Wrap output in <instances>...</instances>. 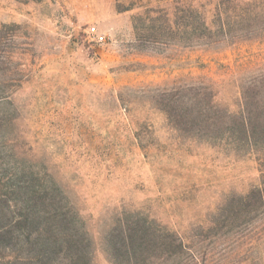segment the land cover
I'll return each instance as SVG.
<instances>
[{"label": "rangeland", "instance_id": "1", "mask_svg": "<svg viewBox=\"0 0 264 264\" xmlns=\"http://www.w3.org/2000/svg\"><path fill=\"white\" fill-rule=\"evenodd\" d=\"M189 7L264 33V0H0V264H119L109 238L144 217L206 255L150 248L144 264H264L248 198L264 152L180 134L165 110L192 99L241 115L245 95L264 107V34L204 46L185 32ZM47 225L87 241L48 249Z\"/></svg>", "mask_w": 264, "mask_h": 264}, {"label": "trees", "instance_id": "2", "mask_svg": "<svg viewBox=\"0 0 264 264\" xmlns=\"http://www.w3.org/2000/svg\"><path fill=\"white\" fill-rule=\"evenodd\" d=\"M183 12L185 14L184 17L189 20L186 24H183L188 38L193 34L195 35L196 30L200 29V35L198 36L199 42L207 47L217 48L221 47L226 42L253 40L264 34L249 29H238V31H236L237 33H232L231 31L226 32L228 24L223 21V12L220 9H217L215 19H210L206 11H195L192 10L191 7L183 9ZM195 12H197V19L199 20L200 27H196L191 21L195 19ZM177 15L178 14L175 13L173 17L176 18ZM162 19L170 21L171 15L169 13H164L156 18V20ZM174 28H176V26L172 25V33H175V31H173ZM221 37H223V39H221ZM244 98L245 110L241 115L232 116L231 114H226L225 116H217L216 113L212 115L214 110L212 106H206L204 108L199 107L200 103L192 99L184 103V107L169 103L166 105L165 110L180 134L184 133L191 138L205 140L211 145L217 142L226 143L236 152H240L242 148H246V150H248L247 152L251 154L258 153L259 149L261 152H264V107H257L254 109L250 97L245 95ZM179 108L182 109L180 110ZM210 128H213L212 133H206V130ZM194 129L197 130L196 133H192ZM248 198L252 199L250 201L252 203L251 205L256 207L253 209L254 212L264 211V186L253 190L248 195ZM48 214L50 215V212ZM64 215V213L58 215L51 214V218H59L63 221H67L68 218H63ZM25 220L29 222V218H25ZM57 232L58 229H54L48 225L39 232V237H47L45 240L48 241V243H44V246H47L48 249H53L55 247L54 245H56L57 247L55 248L70 251L72 248H78L81 243L87 241V239L81 237L78 232ZM58 234L61 236L58 237ZM24 236H26L27 241H31L32 233ZM109 241H111L110 244L112 245V251L110 253L112 258L115 260L117 258H122L119 259V264H144L141 260V256H145L146 250L150 248L164 250L167 253L168 259L187 255L188 259L191 258L196 263L202 258L203 262L206 263V255H200L195 245H190L181 235L162 227L148 217L137 218L125 224L123 223V225H120L117 233H112ZM57 242H60V247L65 249L59 248ZM47 247L44 249L45 258L43 259L45 260L50 258L46 256L48 254ZM121 251L124 252V255L121 254ZM120 255L121 257H119ZM67 256V260L71 263H75L80 262L86 255L71 252V254H67ZM148 257L149 256L146 258ZM28 259L33 261L35 257L30 256ZM144 260L147 261V259ZM253 262H255V259ZM238 264H241V262Z\"/></svg>", "mask_w": 264, "mask_h": 264}, {"label": "built area", "instance_id": "3", "mask_svg": "<svg viewBox=\"0 0 264 264\" xmlns=\"http://www.w3.org/2000/svg\"><path fill=\"white\" fill-rule=\"evenodd\" d=\"M104 39H105V36H101V37H100V40H101V41H104Z\"/></svg>", "mask_w": 264, "mask_h": 264}]
</instances>
